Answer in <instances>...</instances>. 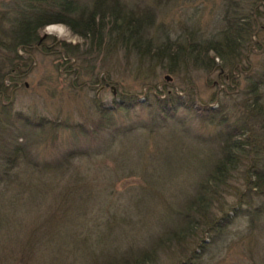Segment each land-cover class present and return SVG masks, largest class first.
Returning a JSON list of instances; mask_svg holds the SVG:
<instances>
[{"label":"rangeland","instance_id":"obj_1","mask_svg":"<svg viewBox=\"0 0 264 264\" xmlns=\"http://www.w3.org/2000/svg\"><path fill=\"white\" fill-rule=\"evenodd\" d=\"M16 1L0 0V30L8 27L4 17L10 16ZM97 1L143 15L147 35L155 44L204 43L219 39L226 26L224 0H79L87 13ZM248 5L243 1L240 9L245 12ZM255 8L256 23L250 45L244 49L247 63L243 73L233 71L228 95L217 87L220 69L206 71L188 59L170 72L168 62L140 60L119 42L97 55L89 42L64 24L43 27L39 36H47L44 44L53 46L30 48L26 55L30 59L20 61L25 74L17 86L5 80L6 90L0 95V143L5 137L18 143L27 140L25 152L39 164L75 141L83 148L96 145L101 143L97 137L74 138L61 124L92 129L100 107L132 98L144 101L156 90L189 92L198 104L212 108L225 103L223 110L232 122L239 121L246 105L257 107L255 113L248 111V124L251 135L264 140V84L252 88L264 73V0H256ZM51 25L61 26L63 32H50ZM10 56L0 47V77L11 66ZM186 114L179 110L164 128L154 129L139 127L140 121L133 120L146 117L141 108L117 109L111 119L119 138L99 154L90 156L81 150L84 154L65 165L64 171L49 177L34 174V166L18 158L19 177L0 185V264H101L110 256L136 252L155 237H163L165 229L175 228L185 215L184 204L205 181L217 151L215 140L211 148L201 142L221 129L217 121L206 123ZM28 117L57 125L47 132H26L23 120ZM113 128L111 133L116 132ZM241 176L237 167L224 195L231 203L243 190ZM250 203L251 209L258 206L261 211L253 224L245 217L235 218L205 252L196 250L193 264H264V198L253 196ZM169 246L157 251L152 264L182 263L188 254L184 249H198L188 238Z\"/></svg>","mask_w":264,"mask_h":264},{"label":"trees","instance_id":"obj_2","mask_svg":"<svg viewBox=\"0 0 264 264\" xmlns=\"http://www.w3.org/2000/svg\"><path fill=\"white\" fill-rule=\"evenodd\" d=\"M243 1L246 7L249 4V9L245 12L242 11ZM224 2L223 19L226 26L220 32V38L205 40L204 43L190 42L183 46L177 42L174 45L167 42L162 45L155 44L153 39L147 35L148 27L143 15H137L127 8L121 9L115 3L113 6L110 5L111 3L105 6L98 1L94 2L93 10L87 13L82 9L79 0H17L13 4L10 16L4 17L8 21V27L0 30V47L11 54L9 58L11 66L0 77V95H3L6 90L5 80L17 86L19 79L25 74V71L20 68V61L25 62L24 60L30 59L26 55L39 40V31L55 23L64 24L72 33L89 42V48L97 55L109 52L119 42L125 52L128 54L133 52L140 60L151 63L159 61V63L167 64L168 62L170 72L186 65L188 59L206 71L220 69L217 87L224 95H228L233 84V71L243 73L242 66L247 63L244 49L246 50L250 45L249 39L254 29V22L256 23L257 13H252L256 9V0H224ZM154 45L158 46L154 48ZM67 47L70 45L67 44ZM19 51L27 53L23 56ZM209 52L213 55L208 56ZM216 58L218 61H215ZM254 81L252 88H255L257 84H264V73ZM152 92L150 98L144 101L132 98L127 101H114L113 107H100L98 109L99 118L94 122L92 129L84 128L81 124H61L70 129L74 138L82 134L90 139L97 137L96 139H100L101 143L83 148L79 140L72 142L62 152L56 154L55 158L44 160L40 164L25 152V145H27L25 141L27 140L18 143L15 138L5 137L0 143L2 159L0 185H3L19 177L17 176L19 173L15 172L18 158H23L24 162L32 164L35 168L33 170L36 171L33 172L34 174L39 173L49 177L50 174L64 171L67 164L84 154L81 151L83 149L90 156L106 151L107 146L115 142L118 137L117 126H114L113 119H111L112 112L117 109L127 112L141 108L146 113V117L133 120L140 121L139 127L142 128H164L171 119L176 117L179 110H185L188 116H195L206 123L217 121L221 129L201 142L211 148L210 145H214L215 140L217 151L212 155V162L208 166L210 169L206 172L205 181H200L191 200L184 204L183 219L176 223L175 228L165 229L164 236L155 237L148 246L136 252L129 250L120 256H110L111 258L105 259L101 264H152L159 249L170 247L169 245L173 242L179 244L181 238H188L195 242L198 249L195 251L184 249L185 254H188L180 260L182 263L175 264H193L197 258L196 250L205 252V248L216 241L219 234L235 218L245 217L253 224L255 217L261 212L260 207L251 209V203L249 204L253 196L264 198V140L254 138L248 124V111L252 110L255 113L254 110L257 112V107L250 109V106L246 105L239 121L232 122L223 110L225 103L212 108L206 104H198L192 98L193 96L188 94L189 92H184V95L176 90H166L162 93L158 90ZM215 99L217 100V97ZM23 121L26 132L32 129H45L44 131L47 132L57 125L44 118L34 120L28 117ZM112 125L116 130L114 133L110 131ZM107 131L109 133L106 136ZM211 138L213 140L209 141ZM11 162L14 164L9 166L8 163ZM237 167L241 169V181L244 184L243 190L236 196L237 202L231 203L224 198V195L230 189ZM80 180L82 179L76 177V181L80 182ZM207 238H209L208 242L205 241Z\"/></svg>","mask_w":264,"mask_h":264},{"label":"flooded vegetation","instance_id":"obj_3","mask_svg":"<svg viewBox=\"0 0 264 264\" xmlns=\"http://www.w3.org/2000/svg\"><path fill=\"white\" fill-rule=\"evenodd\" d=\"M46 37H47V36H45V37H43V36L40 37L39 40L37 41L35 47H38V49H41L42 47H46V48L49 49L50 47H52L53 45H51V46H47V45L44 44L43 41L46 39ZM57 42H58V41H56L55 44H56Z\"/></svg>","mask_w":264,"mask_h":264},{"label":"bare ground","instance_id":"obj_4","mask_svg":"<svg viewBox=\"0 0 264 264\" xmlns=\"http://www.w3.org/2000/svg\"><path fill=\"white\" fill-rule=\"evenodd\" d=\"M48 30L50 32H52V31H56V32H59V33L63 32L62 27L59 26V25H53V26L51 25V26L48 27Z\"/></svg>","mask_w":264,"mask_h":264},{"label":"water","instance_id":"obj_5","mask_svg":"<svg viewBox=\"0 0 264 264\" xmlns=\"http://www.w3.org/2000/svg\"><path fill=\"white\" fill-rule=\"evenodd\" d=\"M43 37H45V35H44ZM165 78L167 79V78H168V76H166Z\"/></svg>","mask_w":264,"mask_h":264}]
</instances>
